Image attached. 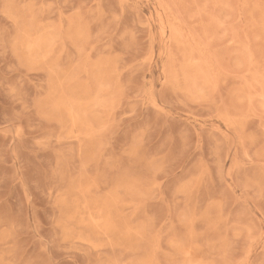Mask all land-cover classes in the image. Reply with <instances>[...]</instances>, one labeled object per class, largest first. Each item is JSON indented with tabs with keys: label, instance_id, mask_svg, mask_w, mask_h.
Listing matches in <instances>:
<instances>
[{
	"label": "rangeland",
	"instance_id": "rangeland-1",
	"mask_svg": "<svg viewBox=\"0 0 264 264\" xmlns=\"http://www.w3.org/2000/svg\"><path fill=\"white\" fill-rule=\"evenodd\" d=\"M0 264H264V0H0Z\"/></svg>",
	"mask_w": 264,
	"mask_h": 264
}]
</instances>
